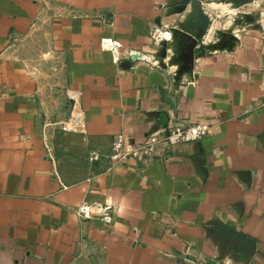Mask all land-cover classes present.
<instances>
[{"label":"crops","instance_id":"1","mask_svg":"<svg viewBox=\"0 0 264 264\" xmlns=\"http://www.w3.org/2000/svg\"><path fill=\"white\" fill-rule=\"evenodd\" d=\"M204 4L0 0V264H264V11L230 27ZM170 121L213 129L110 162Z\"/></svg>","mask_w":264,"mask_h":264},{"label":"built area","instance_id":"2","mask_svg":"<svg viewBox=\"0 0 264 264\" xmlns=\"http://www.w3.org/2000/svg\"><path fill=\"white\" fill-rule=\"evenodd\" d=\"M166 37V33L155 30V42L158 35ZM110 49L118 62L120 49L122 48L118 42H110L105 45ZM126 57L130 61L144 60L151 62L155 66L158 65L159 59L154 55L144 54L140 50L128 49ZM69 98L73 100L74 94L70 93ZM82 126L81 114L74 109L70 111V116L65 123L64 128L66 130L78 129ZM213 126L206 123H186L184 125H175L170 121L165 128L149 133L141 140H132L129 136L120 134L113 141L111 150L107 155L112 164H118L126 160H134L141 165H144L153 159L163 158L172 151L173 147L182 142L200 141L209 136L212 132ZM46 150L49 152V144L45 143ZM50 154V153H49ZM101 154L93 152L90 155L91 161H98L101 158ZM91 206H82L79 209L80 215L84 217L88 215V209ZM98 213L102 216V219L110 222L112 216L110 215L111 207H102L96 205Z\"/></svg>","mask_w":264,"mask_h":264},{"label":"rangeland","instance_id":"3","mask_svg":"<svg viewBox=\"0 0 264 264\" xmlns=\"http://www.w3.org/2000/svg\"><path fill=\"white\" fill-rule=\"evenodd\" d=\"M215 2L220 5V7H211L204 4L206 6V11L211 15V22L219 21L220 23L230 24V27L233 25L236 26L239 22H243L249 17H256L261 10L264 11V0H204L205 3ZM222 11L223 14H220ZM216 15H221L217 17ZM210 22V23H211ZM227 31V30H225ZM214 35V34H213ZM212 34H208L207 39L210 42L213 39ZM221 36V35H220ZM212 41V40H211ZM69 109L68 116L62 122L59 123L56 129L61 132H66L70 130H66L64 128V124L67 122L70 116ZM49 147L51 148L52 143L48 142Z\"/></svg>","mask_w":264,"mask_h":264},{"label":"water","instance_id":"4","mask_svg":"<svg viewBox=\"0 0 264 264\" xmlns=\"http://www.w3.org/2000/svg\"><path fill=\"white\" fill-rule=\"evenodd\" d=\"M165 49L163 50V53H162V57H165L166 56V53H165ZM193 53H194V47L191 49V52H190V56L192 57L193 56Z\"/></svg>","mask_w":264,"mask_h":264}]
</instances>
